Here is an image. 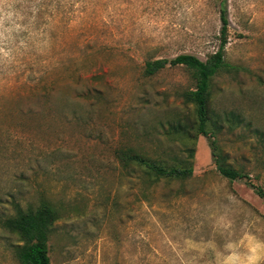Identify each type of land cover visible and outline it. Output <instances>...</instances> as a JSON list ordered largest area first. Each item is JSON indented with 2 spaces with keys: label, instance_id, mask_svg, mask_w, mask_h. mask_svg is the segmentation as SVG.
I'll return each mask as SVG.
<instances>
[{
  "label": "rangeland",
  "instance_id": "obj_1",
  "mask_svg": "<svg viewBox=\"0 0 264 264\" xmlns=\"http://www.w3.org/2000/svg\"><path fill=\"white\" fill-rule=\"evenodd\" d=\"M224 2L234 69L213 80L211 110L217 152L245 176L234 182L218 172L208 138L166 134L194 120L183 98L195 88L191 72L144 74L149 61L214 55ZM186 144V181L151 184L116 159L133 148L174 164L189 159ZM258 190L264 0H0V264H21L23 245L3 222L44 199L60 213L51 264H264Z\"/></svg>",
  "mask_w": 264,
  "mask_h": 264
},
{
  "label": "trees",
  "instance_id": "obj_2",
  "mask_svg": "<svg viewBox=\"0 0 264 264\" xmlns=\"http://www.w3.org/2000/svg\"><path fill=\"white\" fill-rule=\"evenodd\" d=\"M222 4L220 13L222 28L220 33L219 50L206 62L192 55H181L173 60H154L145 65L144 74L153 77L166 67L183 66L188 69L195 81V88L186 91L183 98L187 104L195 109L194 120L188 116L169 124L166 134L173 138L195 140L203 135L210 141L214 152V161L218 172L230 182L242 179L245 176L226 164V160L217 151L216 135L219 116L211 110L213 80L221 73H229L234 69L225 60L226 47L229 36L228 10ZM53 87L46 88V95H51ZM195 137V138H194ZM189 153L187 160H175L174 164L154 160L146 154L133 148H120L116 150V159L120 169L125 173L141 172L151 184L161 180L186 181L193 177L194 149L185 145ZM258 193L263 197L261 190ZM60 219L59 210L49 200H41L38 206H29L26 209L18 207L16 214L3 222V227L11 234L16 235L23 243L17 249V257L21 264H51L49 256V242L52 228Z\"/></svg>",
  "mask_w": 264,
  "mask_h": 264
},
{
  "label": "clouds",
  "instance_id": "obj_3",
  "mask_svg": "<svg viewBox=\"0 0 264 264\" xmlns=\"http://www.w3.org/2000/svg\"><path fill=\"white\" fill-rule=\"evenodd\" d=\"M7 7L11 8V5H8ZM13 15H15V13L13 11H7L4 13L5 19H8V20H11ZM17 18H19V17H17Z\"/></svg>",
  "mask_w": 264,
  "mask_h": 264
}]
</instances>
